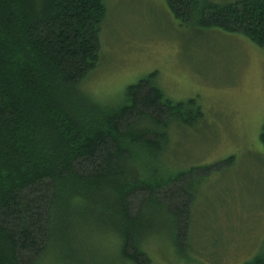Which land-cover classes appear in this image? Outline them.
I'll return each instance as SVG.
<instances>
[{"label":"trees","instance_id":"16d2710c","mask_svg":"<svg viewBox=\"0 0 264 264\" xmlns=\"http://www.w3.org/2000/svg\"><path fill=\"white\" fill-rule=\"evenodd\" d=\"M164 1L182 20L198 4ZM198 5L199 26L264 46V0ZM106 15L105 0H0V264L61 251L73 264H152L142 243L159 214L175 234L161 239L170 246L189 229L191 171L168 173L160 155L170 121L201 117L200 107L167 97L155 71L119 104L86 94ZM259 140L264 147V121ZM73 233L93 256H76ZM96 235L113 245L95 248ZM243 264H264V250Z\"/></svg>","mask_w":264,"mask_h":264},{"label":"rangeland","instance_id":"374dc122","mask_svg":"<svg viewBox=\"0 0 264 264\" xmlns=\"http://www.w3.org/2000/svg\"><path fill=\"white\" fill-rule=\"evenodd\" d=\"M105 3L101 57L83 91L98 103L116 105L129 84L155 71L167 97L174 102L194 98L202 113L187 121L171 120L160 155L168 173L191 171L185 182L191 181L186 186L192 196L189 229L170 246L161 239L175 234L163 232L169 226L162 225L161 213L157 229L150 232L153 238L148 233L151 238L142 243L145 251L152 264H243L264 250V147L259 140L264 46L240 33L199 26L198 4L182 20L164 0ZM91 238L97 249V244L113 245L109 235ZM71 240L78 258L93 256L78 234ZM68 252L38 264H73L63 258Z\"/></svg>","mask_w":264,"mask_h":264}]
</instances>
